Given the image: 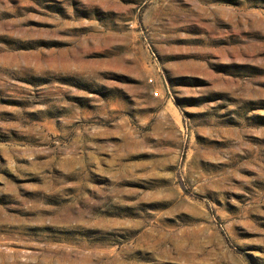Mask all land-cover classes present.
Returning <instances> with one entry per match:
<instances>
[{"label":"rangeland","instance_id":"rangeland-1","mask_svg":"<svg viewBox=\"0 0 264 264\" xmlns=\"http://www.w3.org/2000/svg\"><path fill=\"white\" fill-rule=\"evenodd\" d=\"M0 264H264V0H0Z\"/></svg>","mask_w":264,"mask_h":264},{"label":"built area","instance_id":"built-area-1","mask_svg":"<svg viewBox=\"0 0 264 264\" xmlns=\"http://www.w3.org/2000/svg\"><path fill=\"white\" fill-rule=\"evenodd\" d=\"M154 94H155L156 96H158V95H159V92H158V91H156Z\"/></svg>","mask_w":264,"mask_h":264}]
</instances>
